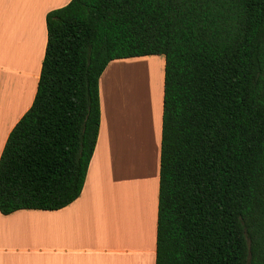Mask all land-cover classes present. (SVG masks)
Wrapping results in <instances>:
<instances>
[{"label":"trees","instance_id":"1","mask_svg":"<svg viewBox=\"0 0 264 264\" xmlns=\"http://www.w3.org/2000/svg\"><path fill=\"white\" fill-rule=\"evenodd\" d=\"M0 214L80 194L108 62L163 57L154 264H264V0H70L44 17Z\"/></svg>","mask_w":264,"mask_h":264},{"label":"crops","instance_id":"2","mask_svg":"<svg viewBox=\"0 0 264 264\" xmlns=\"http://www.w3.org/2000/svg\"><path fill=\"white\" fill-rule=\"evenodd\" d=\"M69 1L0 0V153L34 97L46 40L44 17ZM159 56L107 63L97 82L99 126L79 196L55 211L0 214V264H154ZM145 62L158 65L159 79L157 85L153 74L145 75L150 89L140 95L131 80Z\"/></svg>","mask_w":264,"mask_h":264},{"label":"rangeland","instance_id":"3","mask_svg":"<svg viewBox=\"0 0 264 264\" xmlns=\"http://www.w3.org/2000/svg\"><path fill=\"white\" fill-rule=\"evenodd\" d=\"M161 57V56H159ZM162 58V57H161ZM163 60V59H162ZM145 65H147V68H145ZM145 65H141L140 67H138V69H134L133 74H136L137 76H139L138 78H136V76L134 77V83L139 85V93L140 95L142 94V91L150 89V83L149 81H146L147 78L145 75H148L149 77H152V74L154 75V82L156 80V84L158 83V79H159V68L158 65H150V64H146ZM133 82V81H131ZM156 84H154V87H156ZM158 85V84H157ZM152 86V84H151Z\"/></svg>","mask_w":264,"mask_h":264},{"label":"bare ground","instance_id":"4","mask_svg":"<svg viewBox=\"0 0 264 264\" xmlns=\"http://www.w3.org/2000/svg\"><path fill=\"white\" fill-rule=\"evenodd\" d=\"M132 81V80H131ZM132 84V88H133V90H139V85L138 84H135L134 82H132L131 83ZM138 93H139V91H138ZM140 94V93H139Z\"/></svg>","mask_w":264,"mask_h":264}]
</instances>
